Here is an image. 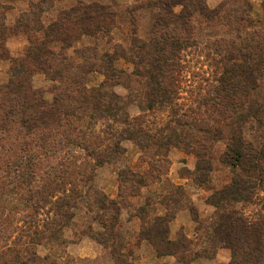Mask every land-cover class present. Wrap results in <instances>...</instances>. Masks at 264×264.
I'll list each match as a JSON object with an SVG mask.
<instances>
[{"label": "trees", "instance_id": "obj_1", "mask_svg": "<svg viewBox=\"0 0 264 264\" xmlns=\"http://www.w3.org/2000/svg\"><path fill=\"white\" fill-rule=\"evenodd\" d=\"M63 1L30 0L11 22L8 13L14 6L0 0V60L12 62L9 81L0 86V133L18 129L46 150H62L67 144L81 147L93 159L91 172L81 174L82 183L72 189H50L47 184L37 189L48 191L39 196L38 207L49 204L48 212L60 218L41 228L35 222L33 231L23 229L29 238L25 246L21 238L6 244L0 264H50V256L38 255L32 244H41L40 233L56 225L52 238L60 241L61 226L69 227L75 214L71 208L94 214L91 221L101 229L94 232L89 225V235L108 250L115 264H134L131 246L142 241H148L157 256L175 255V264H189L192 259L185 254L192 240L184 233L170 238V223L179 211L189 209L200 222L185 188L169 183L164 192L142 197L143 187L168 172L173 147L197 156L194 170L186 172L211 191L207 202L215 210L203 227L208 247L231 249V259L224 264H264V19L252 15L249 0H224L215 8L206 0H149L138 5L151 8L150 27L142 36L134 18L125 26L122 13L100 1L76 0L48 19L49 11ZM115 30L122 37L113 42ZM20 33L28 36L29 46L14 58L6 41ZM84 37L95 42L75 47ZM202 38L213 54L217 75L203 94L185 104L180 101L183 52ZM120 60L131 68L120 66ZM36 72L53 81L51 100L33 88ZM94 72L104 79L88 87L86 76ZM116 85L128 94L117 93ZM130 102L137 103L140 114L130 116ZM126 140L137 146L147 168L141 172L120 167L118 195L110 198L92 185L93 171L114 163ZM22 151L25 156L14 161L13 168L8 166L9 171H35V154L25 146ZM215 162L228 171L221 186L213 181ZM62 164L65 170L72 167ZM251 203L257 205L251 214L239 207ZM123 208L140 220L135 235L123 229Z\"/></svg>", "mask_w": 264, "mask_h": 264}, {"label": "rangeland", "instance_id": "obj_2", "mask_svg": "<svg viewBox=\"0 0 264 264\" xmlns=\"http://www.w3.org/2000/svg\"><path fill=\"white\" fill-rule=\"evenodd\" d=\"M10 2L14 8L9 11V21L15 20L22 10L28 8L30 0H4ZM84 2L100 1L105 4H111L114 9L122 13L124 25L126 26L131 17L136 21V28L142 36L147 35L148 27H150V9L138 8L139 4L149 0H82ZM224 0H206L209 7L215 8ZM252 4V15L255 18L264 19V0H249ZM76 2V0H64L51 9L47 18H53L57 11ZM138 8V9H137ZM180 7L178 6L177 9ZM131 26H128L129 29ZM114 40L121 39V32L114 31ZM95 38L84 37L83 40L76 42L75 47L93 44ZM6 46L11 57L19 58L23 56L29 46L28 36L24 33L10 36L6 41ZM213 54L206 48L204 39L193 47L183 52V64L185 66L181 87V102L185 104L193 103V99L203 94L207 87L214 81L216 77V69L213 61ZM12 62L8 59L0 60V86L6 84L10 77V66ZM119 65L124 68H131V65L120 60ZM104 79L101 73H90L86 76V85L93 87L99 85ZM34 89L44 93L46 99H52L50 88L53 81L41 72H36L31 79ZM117 93L126 96L128 90L122 85L114 87ZM1 95V93H0ZM130 116L134 117L140 114V109L136 102H130L128 106ZM2 114L0 112V121ZM94 132H100V124L94 127ZM38 140L33 136H24L18 129H14L9 133H0V251L6 244L14 245L15 240L21 238L20 243L27 241L29 238L27 233H22L23 229L32 230L33 223L40 224V228L45 223H52L54 218L53 212H48L50 205L44 209L39 208L36 201L39 196L45 193H38V190H44V185H48L50 189L56 187L64 189H72L80 181L81 174L89 173V165L93 163V159L87 156L86 150L73 144L60 150H46L38 145ZM28 149L27 152H33L36 159L33 160L35 171H9V167L13 168L14 161L19 159L21 155L25 156L22 147ZM124 149L117 157L114 163L105 164L97 167L93 171L94 177L91 181L92 185L98 187L110 198H116L118 195V170L122 166H128L135 170L143 172L147 165L143 162L142 154L131 141L126 140L121 143ZM223 145L220 146V149ZM68 157H63L64 154ZM170 163L166 167V174H163L160 181L154 182L142 188V197L152 193L164 192L169 183L182 185L193 204L196 206L200 218V222L194 221L189 209H183L178 212L176 218L170 223V238L176 240L180 233H184L192 240V249L185 255L189 257V264H224L227 263L232 256L231 249L225 245L208 247L204 226L211 220L215 207L207 202L210 190L207 187L197 185L189 172L193 171L196 166L197 156L193 153H187L179 148L173 147L169 152ZM217 161V158L215 159ZM62 161L71 165L70 170H65ZM216 171L214 172V183L221 186L223 179L228 178V171L219 162H215ZM66 167V166H65ZM56 169V171L54 170ZM87 169V170H86ZM67 192H70L69 190ZM55 193V192H53ZM56 193L58 191L56 190ZM60 194V193H58ZM28 198V200L26 199ZM134 202L140 203V197H134ZM42 205V204H40ZM256 204L239 205L246 214H251ZM75 213L69 227H62V237L60 241L53 240L56 225L49 229L46 233H40L39 241L41 244H32L37 250L38 255L50 256V264H72V259L76 264H115L108 250H106L99 242L89 235V225L93 227V231L101 229L98 222H92L91 217L94 214L87 213L85 209L71 208ZM131 211L123 208L120 220L124 224V231L128 234L135 235L140 229V220L137 217H131ZM60 227V228H61ZM132 242L134 237H129ZM212 243V242H211ZM213 244V243H212ZM210 244V245H212ZM24 245V244H23ZM214 245V244H213ZM25 246V245H24ZM205 247H208L205 249ZM132 260L134 264H175L177 256L166 255L157 256L154 248L148 241H142L139 245H132ZM203 250L207 252L202 254ZM214 252V253H213Z\"/></svg>", "mask_w": 264, "mask_h": 264}]
</instances>
